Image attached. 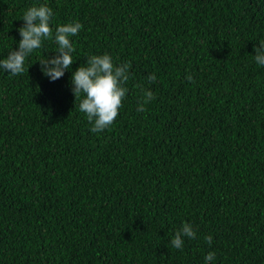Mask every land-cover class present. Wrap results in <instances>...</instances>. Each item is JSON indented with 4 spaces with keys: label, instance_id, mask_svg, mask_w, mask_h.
Here are the masks:
<instances>
[{
    "label": "trees",
    "instance_id": "16d2710c",
    "mask_svg": "<svg viewBox=\"0 0 264 264\" xmlns=\"http://www.w3.org/2000/svg\"><path fill=\"white\" fill-rule=\"evenodd\" d=\"M41 4L83 27L60 79L54 38L0 69V264H264V0H0V59ZM105 53L128 91L93 133L71 76Z\"/></svg>",
    "mask_w": 264,
    "mask_h": 264
},
{
    "label": "clouds",
    "instance_id": "9594fccd",
    "mask_svg": "<svg viewBox=\"0 0 264 264\" xmlns=\"http://www.w3.org/2000/svg\"><path fill=\"white\" fill-rule=\"evenodd\" d=\"M54 13L46 4L30 7L23 15L24 24L18 29L21 37L18 48L12 49L4 59H0V69L15 76L25 71V59L34 50L42 46L45 39H53L57 44V55L39 61L42 73L51 81H56L64 76L73 64L72 53L75 51L72 37L82 29L80 22H69L58 25L53 29L50 26ZM254 60L259 66H264V40L259 41V46L254 48ZM129 63L115 65L112 57L92 55L87 58L86 66H79L71 76L72 93L76 100H80L79 110L86 114L88 122L92 125L91 132L97 133L111 126L119 114L128 89L124 87L129 79ZM192 81L193 77H185ZM149 83L156 81L155 73L147 77ZM84 94L81 99V94ZM144 102L139 105L137 111H144V104L153 99L151 91L144 92ZM184 237L195 238L196 232L189 223H184L176 231L171 244L176 249H182ZM206 243L211 245L212 236L205 237ZM215 259V252H209L205 256V264Z\"/></svg>",
    "mask_w": 264,
    "mask_h": 264
}]
</instances>
